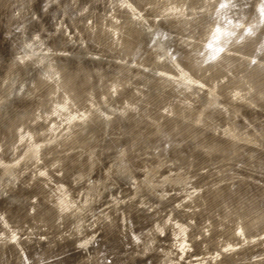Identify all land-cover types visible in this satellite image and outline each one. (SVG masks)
Instances as JSON below:
<instances>
[{
	"label": "clouds",
	"instance_id": "1",
	"mask_svg": "<svg viewBox=\"0 0 264 264\" xmlns=\"http://www.w3.org/2000/svg\"><path fill=\"white\" fill-rule=\"evenodd\" d=\"M31 13L39 27L22 23L0 81V252L15 246L17 264H33L32 246L61 264H264V0H110L52 31ZM61 32L69 47L53 46ZM135 212L151 224L137 229ZM117 228L119 257L104 243Z\"/></svg>",
	"mask_w": 264,
	"mask_h": 264
},
{
	"label": "bare ground",
	"instance_id": "2",
	"mask_svg": "<svg viewBox=\"0 0 264 264\" xmlns=\"http://www.w3.org/2000/svg\"><path fill=\"white\" fill-rule=\"evenodd\" d=\"M135 2L139 5L142 0H135ZM85 4L90 5L91 10L96 13L99 18L100 14L104 13L109 8L110 0H0V81H2L5 66L7 65L8 67H11L8 58L11 57L14 59L15 55L19 53V50L22 47L23 34L18 31V29L21 28L22 23L31 21V9L33 6L35 11L41 16V23L43 26L49 31H52L55 28V24L59 22L61 18H64V23L68 24L70 28L74 25L79 26V22L83 18L79 17L77 12ZM12 5H16L18 9L29 12V15L24 21L11 20L10 10ZM38 27L39 24L36 21H31V23L28 24L27 30L30 34L33 29ZM5 31L8 33L7 38L4 35ZM132 35L134 41L138 39L134 33ZM52 43L56 48L69 47L67 38L63 36L62 32L59 36L53 37ZM10 44L12 45L11 50L9 49ZM138 47L139 45L130 47L128 55L133 59L143 60L144 51L143 49L137 51ZM71 50L74 53H77L76 59L82 58V53L79 50L75 48H72ZM76 59L68 58L66 63L69 67H75ZM96 64L102 65V62L85 60L82 66L87 67ZM112 70L113 66L111 64L105 69L106 72H111ZM9 75H11V73H9ZM7 126L8 123L4 114L0 113V139H3L7 135ZM5 208L7 209L8 206H5ZM8 210L10 221L23 226L26 213L23 210ZM133 215L135 217V225L137 229L144 228L152 222V217L147 215V213L135 212ZM104 243L110 250V254H115L119 257L120 252L123 251V242L120 239L119 228L107 232ZM160 246L167 248L166 244H161ZM197 250L199 251V247H197ZM247 251L249 254L252 252L251 249ZM16 256H18V253L15 250V246H10L6 252H0V264H17V260L15 259ZM29 258L32 260L33 264H61L60 261L53 258V251L46 249L43 246L39 248L32 246L29 249ZM104 264H107L106 260L104 261ZM112 264H117L116 260H113ZM127 264H136V262L133 259H128ZM140 264H142V262H140ZM154 264H156L155 261ZM229 264H240V262L230 261Z\"/></svg>",
	"mask_w": 264,
	"mask_h": 264
}]
</instances>
